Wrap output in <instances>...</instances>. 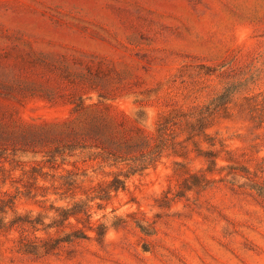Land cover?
<instances>
[{"label":"rangeland","instance_id":"1","mask_svg":"<svg viewBox=\"0 0 264 264\" xmlns=\"http://www.w3.org/2000/svg\"><path fill=\"white\" fill-rule=\"evenodd\" d=\"M223 71L245 86L209 129L219 164L264 180V0H0V264H264V200L238 186L247 179L226 169L206 189H183V165L207 168L206 143L165 154L118 190L109 183L124 165L50 158L77 93L154 130L164 111L235 81ZM76 202L89 215L59 222L56 208ZM76 230L87 238L54 242Z\"/></svg>","mask_w":264,"mask_h":264},{"label":"trees","instance_id":"2","mask_svg":"<svg viewBox=\"0 0 264 264\" xmlns=\"http://www.w3.org/2000/svg\"><path fill=\"white\" fill-rule=\"evenodd\" d=\"M204 67L207 69L206 75H213L216 71L212 67ZM87 70L90 71L89 68ZM220 76L235 79V81L231 82L223 91L217 93L205 104H196L188 110L175 108L164 111L160 114L154 130L146 129L137 120L126 114H123V117L112 114L110 112L112 106L106 104L102 106L101 101L86 103V100H91L92 97H85L77 93L76 101L72 102L74 104V117L59 124L67 130L65 140L60 146L50 151V158L57 160V157L61 156L63 161H66V155L72 157L78 152H87L90 159H101L103 163H108L111 167L120 168L121 172L123 171L120 166L124 165L128 168L124 173L125 178L121 179L119 175H115L109 183L110 188L118 190L126 187V180L131 175L157 166L165 154L187 158L189 153L187 143L191 142L195 147L198 144L206 143L209 145V149L198 148L197 151L208 162V166L204 171L194 173L183 165L184 180L182 185L184 190L206 189L216 182V179L209 178L208 174L213 175L217 171L221 175L224 170L228 169L230 171L227 175L245 178L249 182L238 184L239 187L249 188L264 200V180H259L256 176L252 177L249 168L219 164L222 151L214 149L218 141L217 137L209 133V129L217 114L222 111H229V104L235 94L245 86L242 78L238 77L240 76L238 73L223 71ZM72 83L76 86L84 85L81 82H74V80ZM76 90L81 91L82 88L76 87ZM98 97L104 100L107 99L100 93ZM219 143L223 147V151L226 152V156L222 159L233 161L232 152L226 149L221 141ZM175 163L179 164L178 161ZM234 181L237 180L234 179ZM178 196L183 195L178 194ZM56 211L60 217L59 222L62 223L69 221L71 217L78 219L81 213L86 216L89 215L87 209L82 208L77 202L71 208L57 207ZM18 221H22L20 216L13 221V224L18 223ZM25 221L34 226L39 224V222L32 219ZM98 228V235H104V226L100 224ZM71 237L83 239L87 238V234L82 230H76L72 234H67L64 240L62 238L54 240V242L71 241ZM35 238L40 239L38 236H35ZM52 245L54 244L45 243L43 247L48 252L53 249L54 246Z\"/></svg>","mask_w":264,"mask_h":264}]
</instances>
